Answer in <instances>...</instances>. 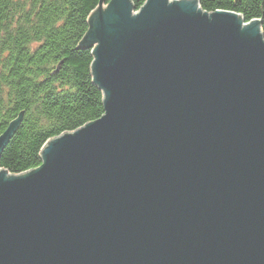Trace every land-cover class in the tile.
<instances>
[{"label":"water","instance_id":"obj_1","mask_svg":"<svg viewBox=\"0 0 264 264\" xmlns=\"http://www.w3.org/2000/svg\"><path fill=\"white\" fill-rule=\"evenodd\" d=\"M99 3L104 114L0 170V264H264V36L198 0ZM0 136V156L17 128Z\"/></svg>","mask_w":264,"mask_h":264},{"label":"trees","instance_id":"obj_2","mask_svg":"<svg viewBox=\"0 0 264 264\" xmlns=\"http://www.w3.org/2000/svg\"><path fill=\"white\" fill-rule=\"evenodd\" d=\"M110 0H0V136L19 119L0 156V170L19 175L42 164L45 144L104 114L93 81V55L80 43L88 18ZM207 13L259 20L264 0H198ZM137 12L146 0H130Z\"/></svg>","mask_w":264,"mask_h":264}]
</instances>
